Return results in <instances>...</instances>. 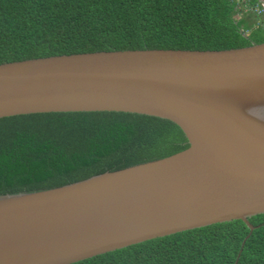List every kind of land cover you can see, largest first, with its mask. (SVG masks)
<instances>
[{"label": "water", "instance_id": "1", "mask_svg": "<svg viewBox=\"0 0 264 264\" xmlns=\"http://www.w3.org/2000/svg\"><path fill=\"white\" fill-rule=\"evenodd\" d=\"M102 110L168 119L188 146L60 186L0 194V264H70L236 219L249 229L243 246L257 227L248 219L264 213V41L0 63V117Z\"/></svg>", "mask_w": 264, "mask_h": 264}, {"label": "trees", "instance_id": "2", "mask_svg": "<svg viewBox=\"0 0 264 264\" xmlns=\"http://www.w3.org/2000/svg\"><path fill=\"white\" fill-rule=\"evenodd\" d=\"M255 2L259 0H0V63L97 50L246 46L250 40L264 41L256 24L245 25L246 31L239 22H246L245 4ZM187 146L175 123L140 113L0 117V194L60 186ZM248 220L257 227L243 246L249 229L236 219L70 264H234L236 259L237 264H264V213Z\"/></svg>", "mask_w": 264, "mask_h": 264}, {"label": "rangeland", "instance_id": "3", "mask_svg": "<svg viewBox=\"0 0 264 264\" xmlns=\"http://www.w3.org/2000/svg\"><path fill=\"white\" fill-rule=\"evenodd\" d=\"M245 6L247 8L250 7V4H245ZM250 11V10H249ZM247 10V12H249ZM245 10L242 11V14L245 15L244 19L246 20V22H244L243 20H239V22L241 23V25L243 26L244 30H246V27L245 25H249L251 24L252 22L254 23V25L256 24V20H255V17L250 14V13H247ZM251 12V11H250ZM254 28H256L257 30V34H259L263 39H264V26L261 27V25H255ZM247 31V30H246ZM253 42V43H259V42H256L255 39L254 40H250V43ZM263 42V41H262Z\"/></svg>", "mask_w": 264, "mask_h": 264}, {"label": "built area", "instance_id": "4", "mask_svg": "<svg viewBox=\"0 0 264 264\" xmlns=\"http://www.w3.org/2000/svg\"><path fill=\"white\" fill-rule=\"evenodd\" d=\"M248 10L253 12L258 18L256 25L264 26V4L262 2L253 3Z\"/></svg>", "mask_w": 264, "mask_h": 264}, {"label": "crops", "instance_id": "5", "mask_svg": "<svg viewBox=\"0 0 264 264\" xmlns=\"http://www.w3.org/2000/svg\"><path fill=\"white\" fill-rule=\"evenodd\" d=\"M257 20H258V18H257ZM257 20H256V22H257Z\"/></svg>", "mask_w": 264, "mask_h": 264}]
</instances>
